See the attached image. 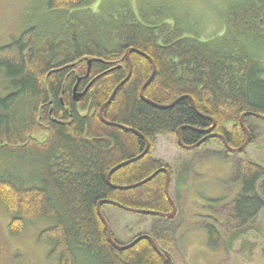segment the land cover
<instances>
[{
    "label": "trees",
    "instance_id": "1",
    "mask_svg": "<svg viewBox=\"0 0 264 264\" xmlns=\"http://www.w3.org/2000/svg\"><path fill=\"white\" fill-rule=\"evenodd\" d=\"M92 1L47 0V8L77 10ZM126 10L113 27L95 33L82 24V36L70 27L40 38L29 28L0 46V152L7 163L0 169V205L9 217L6 233L11 243L35 222H48L38 241L50 245L47 259H56V264H161L146 240L125 251L114 249L106 240L97 204L110 201L133 210L171 212L164 173L133 189L111 186L135 185L166 168L172 199L174 172L152 157L158 138H173L177 146L176 132L183 126L181 141L191 146L202 137L196 130L212 125L195 113L187 97L200 114L215 121L213 132L223 135L232 149L246 140L239 117L244 113L264 116V62L248 47L249 40H258L257 49L264 51L260 48L264 47V0H247L246 6L232 11L230 29L216 43L184 36L177 26H145L131 9ZM129 49L154 62V77L143 93L147 100L167 106L182 99L168 109L141 100L139 90L152 68L146 58L131 53V75L102 112L105 121L119 127L108 126L100 122L97 112L126 77L125 52ZM84 60H92L87 79L83 78ZM108 70L89 87L82 101L72 99L77 77L81 78L77 92H82L93 78ZM256 120L246 117L243 121L251 143L256 142L257 127L264 123ZM129 130L143 136L150 146V153L136 161L132 160L143 152L144 142ZM213 141L222 151L207 153L206 158L231 155L222 142ZM213 141H205L197 150ZM20 168L28 169V176L18 175ZM111 170L109 186L106 176ZM236 185L233 207L226 214L231 230L220 240L216 233L220 221L214 217L204 228L218 237L215 243L221 241L224 251H231L236 242V257L251 260L257 241L264 242V226L259 221L264 211V166L241 159L236 163ZM105 206L100 208L104 218ZM138 216L153 223L130 236V241L147 235L170 260L175 238L169 227L174 218ZM139 223L137 226H145ZM110 235L116 244H126L114 238L111 228Z\"/></svg>",
    "mask_w": 264,
    "mask_h": 264
},
{
    "label": "rangeland",
    "instance_id": "2",
    "mask_svg": "<svg viewBox=\"0 0 264 264\" xmlns=\"http://www.w3.org/2000/svg\"><path fill=\"white\" fill-rule=\"evenodd\" d=\"M246 1L93 0L87 7L54 12L48 10L47 0H0V46L18 38L29 28L35 29L40 38L54 36L63 28L70 27H75L78 35L82 36V24L95 33L100 28L103 30L102 27H113L115 22L124 17L126 9H131L137 21L145 26H177L184 36L216 43L223 41L230 29L231 12L246 6ZM251 41H248L250 53L259 56L264 62V51L257 49L255 44L258 40ZM260 48L264 47L260 45ZM256 138H260V143L247 147L245 155L231 154L224 159L206 158L207 153L222 151L215 141L202 150H184L175 145L173 138H158L154 159L164 162L174 172L171 194L176 206V217L170 224L175 238L171 251L173 264H264V242L260 240L256 243L257 248L251 260L236 257L234 244L231 251L226 252L221 241L217 245L215 243L218 237L221 240L231 230L226 214L233 207L231 201L238 189L236 163L248 159L264 166V123L257 127ZM1 153L0 169L7 167L6 157ZM29 173L26 168H20L17 172L24 176ZM214 200L220 202H211ZM212 217L220 221L216 228L218 237L210 235L209 231L205 232L204 224H212ZM105 219L114 238L121 244H128L130 236L151 228L153 223L152 219H141L137 214L125 212L113 205L105 206ZM259 221L264 226V211L259 215ZM8 222L9 217L0 205V248L6 256L3 264H10L7 261L10 249L11 260H14L12 254L19 256L15 258L16 264H56V259H47L50 245L38 241L39 232L49 225L48 222L37 221L31 227L28 226L24 234L11 239L10 244L6 240ZM139 222L145 226H137Z\"/></svg>",
    "mask_w": 264,
    "mask_h": 264
},
{
    "label": "water",
    "instance_id": "3",
    "mask_svg": "<svg viewBox=\"0 0 264 264\" xmlns=\"http://www.w3.org/2000/svg\"><path fill=\"white\" fill-rule=\"evenodd\" d=\"M131 53H136V54H139L140 56H143L144 58H146L150 64H151V68H152V71H151V74L150 76L148 77V79L146 80V82L143 84V86L140 88L139 90V97L141 100H143L144 102H147L151 105L152 102H150L149 100H147L143 93H144V90L145 88L150 84L151 80L153 79L154 77V74H155V65H154V62L150 59V57L146 56L144 53L142 52H139L137 50H132V49H129L125 52V58L127 60V63H128V72H127V75L126 77L113 89L111 95L109 96L108 100L102 104L100 106V108L98 109V112H97V115H98V118L99 120L101 121V123L105 124V125H108V126H116V127H119L117 125H114L112 123H109L107 121H105L102 117V112L104 110V108L111 102L112 98L114 97L115 93L117 92V90L129 79L130 75H131V71H132V66H131V61H130V54ZM86 66H87V72H86V75L83 77L84 79H87L89 77V71H90V66H91V63H92V60H86ZM109 71L111 70H108L106 72H104L103 74L101 75H98L96 76L95 78H93L89 84L86 86V88H84V90L80 93H78L76 91L77 89V85L80 81V79H77L76 81V84L72 90V98L75 102H79L83 99L84 95L86 94L87 90L89 89V87L97 80L99 79L102 75L108 73ZM190 102H191V105H192V108L193 110L195 111L196 114H198L200 117L204 118V119H207L209 120L212 125L211 127H209L207 130H204V131H200V130H196L197 132H199L200 134H204L205 137L202 138L199 142H197L196 144H193L191 146H186L182 143L181 141V136H180V130L183 129L182 128H179L177 130V145L184 149V150H194L196 148H198L201 144H203L205 141L207 140H210V139H213V138H219L223 144V147L224 149L231 153V154H239L241 153L249 144L250 142V132L248 131V129L246 128V126L244 125L243 121L246 117H254L258 120H262L264 121V116L262 115H259V114H255V113H244L242 114L240 117H239V125H240V128L245 132V135H246V140L244 141V143L239 147V148H236V149H232L228 146V143L227 141L225 140V138L222 136V135H218V134H213L212 131L214 130L215 128V121L209 117H206L202 114H200L198 112V110L196 109L195 107V103L194 101L190 98V97H187ZM182 98H178L176 99L174 102H172L171 104L167 105V106H158V105H153L155 108L157 109H168V108H171L173 105H175L179 100H181ZM135 134H137L138 136H140V138L144 141L145 143V149L144 151L137 157L135 158L134 160L132 161H136L138 159H140L141 157H143L149 150V143L147 142V140L141 136L140 134L136 133L135 131L133 130H129ZM129 162H126L125 164H128ZM120 166L116 167L113 169V171L119 169ZM112 170L107 174L106 176V183L110 185L109 183V177L111 175V173L113 172ZM159 173H164L165 174V182H164V193L166 195V198L167 200L169 201L170 205H171V212L169 213H159V212H151V211H145V210H133V209H129V208H126V207H123L122 205L118 204V203H114V202H110V201H104V202H99L97 204V207H96V212L98 214V217L99 219L102 221L103 225H104V230L106 232V240L107 242L116 250L118 251H125V250H128L130 248H132L133 246H135L138 242L142 241V240H146L149 242L151 248L156 252V254L161 258L162 260V264H167V260L165 258V256L160 253L158 247L156 246L155 242L152 240L151 237L147 236V235H143V236H139V237H136L135 239H133L130 243H128L127 245L125 246H122V245H118L116 244L112 238H111V235H110V230H109V226L107 224V222L105 221L104 217L102 216L101 212H100V206L102 204H110V205H113V206H116L120 209H123L125 211H128V212H131V213H134V214H138V215H143V216H157V217H160L162 219H165V220H170L172 219L175 214H176V208H175V205L172 201V199L170 198V195H169V180H170V175H169V172L167 169L165 168H161L159 170H157L155 173H153L150 177H148L147 179H145L144 181L140 182V183H137L135 185H131V186H125V187H113L111 186L112 188L114 189H120V190H128V189H133V188H136L144 183H146L147 181H149L150 179H152L155 175L159 174Z\"/></svg>",
    "mask_w": 264,
    "mask_h": 264
},
{
    "label": "flooded vegetation",
    "instance_id": "4",
    "mask_svg": "<svg viewBox=\"0 0 264 264\" xmlns=\"http://www.w3.org/2000/svg\"><path fill=\"white\" fill-rule=\"evenodd\" d=\"M77 79H80L81 80V78H76V81H77ZM80 82V81H79ZM79 84V83H78ZM78 86V85H77ZM74 88V87H73ZM73 90V89H72ZM76 91H77V89H76ZM78 93H80V92H78ZM71 96H72V93H71ZM73 99V98H72ZM83 100V99H82ZM81 100V101H82ZM80 102V101H79ZM103 117V116H102ZM101 122V121H100ZM207 130V129H206ZM202 131H204V130H202ZM212 133L213 134H218V133H214L213 131H212ZM202 135V137H201V139L202 138H204L205 137V135L204 134H201ZM218 135H221V134H218ZM223 136V135H222ZM224 137V136H223ZM200 139V140H201ZM218 140V142H221V140L219 139V138H214V139H210V140H207V141H213V140ZM252 140V139H251ZM260 138H257L256 139V142H258V143H260ZM144 142V141H143ZM148 142V141H147ZM255 142V143H256ZM157 143V142H156ZM250 145H254V143H251V141H250V143H249V145L247 146V147H249ZM156 147V146H155ZM144 149H145V143H144ZM144 149H143V151H144ZM155 150H156V148L154 149V153H153V155H152V157H154V154H155ZM148 152L150 153V146H149V150H148ZM102 205H105V204H102ZM101 205V206H102ZM107 205H109V204H107ZM176 207V206H175ZM101 208V207H100ZM179 226H177V227H175V228H178ZM169 228H173V227H169ZM6 240H8V244H10V241H9V238L7 237L6 238ZM234 245H236V242L234 243ZM11 251V253H12V249H10ZM10 252H8V259H7V261H8V263H10V264H16V262H15V258L13 257V255H12V257H13V259L14 260H11L10 259ZM235 256H236V253H235ZM6 258V256H5V253H3V251H2V249L0 248V264H3V261H4V259ZM166 258V257H165ZM166 260H167V264H173V262H172V260L170 259V260H168L167 258H166ZM161 264H162V262H161Z\"/></svg>",
    "mask_w": 264,
    "mask_h": 264
},
{
    "label": "bare ground",
    "instance_id": "5",
    "mask_svg": "<svg viewBox=\"0 0 264 264\" xmlns=\"http://www.w3.org/2000/svg\"><path fill=\"white\" fill-rule=\"evenodd\" d=\"M169 23V22H168ZM94 60V59H93ZM85 61V60H84ZM102 77V76H101ZM89 84V83H88ZM86 88V87H85ZM153 105H156V104H154V103H152ZM152 105V106H153ZM159 106V105H158ZM211 123V122H210ZM245 125V124H244ZM183 127V126H182ZM181 128V127H180ZM124 130V129H123ZM127 130V129H126ZM182 130V129H181ZM201 131V130H200ZM249 131V130H248ZM251 137V136H250ZM169 171V170H168ZM173 201V200H172Z\"/></svg>",
    "mask_w": 264,
    "mask_h": 264
}]
</instances>
